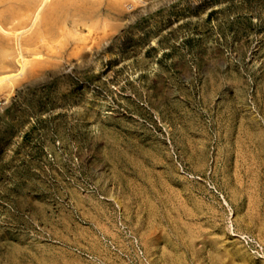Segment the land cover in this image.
<instances>
[{"label": "rangeland", "instance_id": "rangeland-1", "mask_svg": "<svg viewBox=\"0 0 264 264\" xmlns=\"http://www.w3.org/2000/svg\"><path fill=\"white\" fill-rule=\"evenodd\" d=\"M0 264H264V0H0Z\"/></svg>", "mask_w": 264, "mask_h": 264}]
</instances>
